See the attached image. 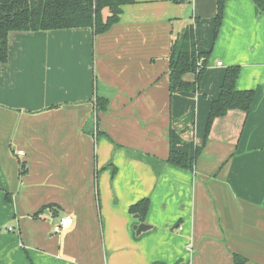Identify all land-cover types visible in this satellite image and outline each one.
Masks as SVG:
<instances>
[{
	"label": "crops",
	"instance_id": "1",
	"mask_svg": "<svg viewBox=\"0 0 264 264\" xmlns=\"http://www.w3.org/2000/svg\"><path fill=\"white\" fill-rule=\"evenodd\" d=\"M216 15L217 0H136L103 35L9 34L0 264H235L234 253L264 264V12L227 0L217 36ZM196 18L201 50L212 52L213 39L212 60L224 62L217 71L241 66L237 89L256 90L251 114L230 111L207 140L225 71L196 93L169 90L172 43ZM201 23L213 37L200 38ZM172 130L202 148L194 172L166 162ZM145 199L147 215L136 219L130 209ZM52 204L60 217H33ZM64 216L74 223L56 234ZM142 223L153 228L137 235Z\"/></svg>",
	"mask_w": 264,
	"mask_h": 264
},
{
	"label": "trees",
	"instance_id": "2",
	"mask_svg": "<svg viewBox=\"0 0 264 264\" xmlns=\"http://www.w3.org/2000/svg\"><path fill=\"white\" fill-rule=\"evenodd\" d=\"M182 3L183 0L177 1ZM227 0H217V15L214 18V33L217 36L224 19ZM264 12V0H253ZM136 0H0V64L8 62L9 34L11 32H48L73 29H90L95 36L106 34L122 16L123 8L133 5ZM98 5V11L95 8ZM104 11L107 15L104 16ZM196 18L194 23L179 32L172 43L169 66V90L174 93H196L199 91L206 74L211 51H202L198 38ZM241 66H231L225 71L219 98L212 102L206 126L207 140L215 120L225 117L232 110H241L251 114L256 90H238L237 80ZM194 74L195 82L186 80ZM97 109L105 111V101L97 100ZM202 148L185 142L181 136L171 131L170 153L167 163L184 170L194 172ZM26 166L21 165V174ZM150 207L145 199L130 209L132 215L144 220ZM60 217L61 207L57 204L44 206L33 217L39 219L45 211ZM235 264H245L247 259L234 253Z\"/></svg>",
	"mask_w": 264,
	"mask_h": 264
},
{
	"label": "rangeland",
	"instance_id": "3",
	"mask_svg": "<svg viewBox=\"0 0 264 264\" xmlns=\"http://www.w3.org/2000/svg\"><path fill=\"white\" fill-rule=\"evenodd\" d=\"M192 2V1H191ZM188 3V2H187ZM202 21V20H201ZM202 28H200L199 30V35H200V38H205V37H209V36H212V31L209 29L208 25L206 23H201L200 24ZM213 37V36H212ZM210 45L208 47H212V52H211V57H210V62H209V66H208V70L206 71V74L203 78V80L210 76L212 74L215 75V74H219V73H222L224 72L225 70H220V71H217L218 68H219V65L218 63H224L223 60L219 59V60H216L214 62V60H212V56L214 55V44H213V39L211 41H209ZM203 82V81H202Z\"/></svg>",
	"mask_w": 264,
	"mask_h": 264
},
{
	"label": "built area",
	"instance_id": "4",
	"mask_svg": "<svg viewBox=\"0 0 264 264\" xmlns=\"http://www.w3.org/2000/svg\"><path fill=\"white\" fill-rule=\"evenodd\" d=\"M219 66H222V63H218ZM24 154V152H18V155L19 156H22ZM74 223V220L72 217L70 216H64V217H61L58 221V223L55 225L54 227V232L56 234H60L62 233L63 231L67 230L69 227H71ZM13 228L12 227H9V231H12Z\"/></svg>",
	"mask_w": 264,
	"mask_h": 264
},
{
	"label": "water",
	"instance_id": "5",
	"mask_svg": "<svg viewBox=\"0 0 264 264\" xmlns=\"http://www.w3.org/2000/svg\"><path fill=\"white\" fill-rule=\"evenodd\" d=\"M98 11V5L95 8V12ZM139 216H136V219H138ZM153 227L149 224L142 223L140 225L134 226V230L136 231L137 235H140L143 232L151 230Z\"/></svg>",
	"mask_w": 264,
	"mask_h": 264
}]
</instances>
